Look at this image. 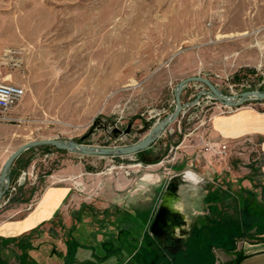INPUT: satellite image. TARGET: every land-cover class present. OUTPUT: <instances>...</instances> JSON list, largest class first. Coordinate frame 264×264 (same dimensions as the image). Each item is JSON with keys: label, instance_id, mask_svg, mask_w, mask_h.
Segmentation results:
<instances>
[{"label": "rangeland", "instance_id": "obj_1", "mask_svg": "<svg viewBox=\"0 0 264 264\" xmlns=\"http://www.w3.org/2000/svg\"><path fill=\"white\" fill-rule=\"evenodd\" d=\"M195 75L235 91L264 89V0H0V81L24 89L10 119L0 122V164L20 144L42 138L91 146L130 144L145 134L140 129L172 109L175 84ZM202 89L189 82L179 99L193 101ZM217 104L200 95L187 107L191 120L183 119V129L192 132L177 145L179 131L171 123L172 149L156 147L146 158L162 151L158 163L143 165L136 154L83 155L38 146L13 161V184L32 187V201L45 188L69 189L68 203L78 208L67 213L59 208L54 218L72 221L82 215L79 221L84 219L83 230L90 233L81 243L86 257L110 240L120 252L114 264L232 262L243 241L264 237V192L251 194L252 179L250 194L229 196L224 160L213 156L207 163L204 128L220 113ZM249 104L264 111V101L243 105ZM127 124L128 134L113 132ZM182 166L202 178L184 195L186 229L201 227L170 255L150 236L148 224L165 181ZM205 204L213 210L205 212ZM190 205L192 211L186 210ZM4 210L0 221L9 215ZM128 213L135 217L134 231L125 236L131 245H123L119 228L112 229L117 237L113 232L111 238H95L103 227L94 229L93 223ZM227 230L230 242L226 237L216 242L213 234L224 236Z\"/></svg>", "mask_w": 264, "mask_h": 264}, {"label": "crops", "instance_id": "obj_2", "mask_svg": "<svg viewBox=\"0 0 264 264\" xmlns=\"http://www.w3.org/2000/svg\"><path fill=\"white\" fill-rule=\"evenodd\" d=\"M252 105H242L229 112L215 114L204 128V136L207 140L217 142V144H227L225 153L218 157L224 160L221 163L224 164L223 167L227 170L226 173L224 172V176L229 185L228 190L225 191L231 197L250 194L248 188L251 187L252 179L256 184L254 183V192L251 194L262 195L264 192V111L258 110ZM183 125V119L171 125L173 131H179L177 145H182L186 140L184 136H189L192 132H184ZM162 136H165V139H161V141L163 140V146L170 145L171 132L168 127ZM213 156L217 157L208 152L205 153L207 163L210 162L209 159ZM184 167L182 166L178 171L184 169ZM14 174H16L15 167L12 165V168H10V185H13ZM17 186L15 185L12 190L7 191L3 196V200L6 199V201L0 205V210L10 211L5 221H0V264H114L117 256L111 252L108 253L107 263L99 259L98 253L94 255L95 252H92V255L89 252L91 255H87V257L84 255L87 248L84 245L85 243H81H83L85 237L87 238L89 231L83 230L84 219L79 221V216L82 215L77 214L76 217L79 219L72 221L65 218L59 221L55 220L54 217L59 208L62 211L65 207L67 213L69 208L76 210L79 206L76 203L71 205L68 203L71 195L69 189L60 187L45 188L33 202L31 196L36 191L30 186L28 190L23 189V186ZM232 186L234 188L237 186V190H234ZM230 188H233L232 191ZM48 191H50L49 194ZM21 204L28 206L19 208ZM204 208L205 212L210 211V208L212 209L206 204ZM22 210L27 212L19 214ZM186 210L192 211V205H190V208L186 207ZM206 214L207 217L209 214ZM153 216L154 211L149 223ZM145 224L144 221L140 228ZM42 226L44 227L42 228ZM132 226V222L126 219L120 221L109 220L102 222V224L100 222L99 224L93 223L94 229L103 227L100 233L98 231L94 233L96 239H98L96 237L98 234L99 236L111 238L113 232L114 237H117L118 231L115 232L112 229L118 228L122 229L121 236H127ZM199 227L201 225L197 226V228ZM55 244H59V246H55ZM71 245H76L72 252L70 251ZM102 245L111 246L112 243L110 240L102 241ZM116 245L114 243V247ZM235 252H237L236 259L231 262L232 264H264V237L243 241L240 248ZM70 259H73V261L68 262Z\"/></svg>", "mask_w": 264, "mask_h": 264}, {"label": "water", "instance_id": "obj_3", "mask_svg": "<svg viewBox=\"0 0 264 264\" xmlns=\"http://www.w3.org/2000/svg\"><path fill=\"white\" fill-rule=\"evenodd\" d=\"M189 82H198L205 89L200 90L195 94L194 100L190 102H181L179 95L182 90ZM173 95V107L158 121L152 123L149 128L146 125L139 130V133L144 132L145 134L137 139L136 141L118 146H91L77 142L73 139H62V138H42L36 140H30L20 144L16 147L9 155L5 157L1 164L0 169V199L4 196L9 188L11 182L10 179V168H12V163L16 158L22 154L25 150L29 148L38 146H50L55 148V150H63L69 152H78L83 155H98V156H124L129 154H136L138 160L141 164H154L160 162L163 156V152L160 151L159 156H154L151 160L146 159L148 156L151 157L152 152L156 147L161 150H166L167 147L162 146V141L160 136L164 133L167 127L175 122L178 118L180 111L183 108H187L194 101L198 99L200 95H208L218 102L229 106V107H239L251 100H261L264 101V89H245L239 93L225 94L223 90L217 88L208 78L200 77L198 75L188 76L186 78L178 81L174 86ZM130 125L127 124L122 130L113 129V132H120L122 134H128ZM91 131V128L88 132ZM87 135L84 134L82 138ZM115 137L117 135H114ZM202 178L199 174L190 168L179 171L178 173L169 176L165 182L164 190H162L161 196L159 198V203L157 204L154 216L149 223V234L158 241L159 237L167 230L183 231V238L189 237L192 230L197 228V226H191V229H186L188 224V219L186 218L187 213L184 209V195L189 189H193L198 186ZM176 216L182 223L178 225H170V218ZM189 230V231H188Z\"/></svg>", "mask_w": 264, "mask_h": 264}, {"label": "built area", "instance_id": "obj_4", "mask_svg": "<svg viewBox=\"0 0 264 264\" xmlns=\"http://www.w3.org/2000/svg\"><path fill=\"white\" fill-rule=\"evenodd\" d=\"M215 85V84H214ZM217 88H219L220 90H223V92H225V94H234V93H239L245 89H250L247 88L246 86H243V90L241 89L240 91H235L234 89H232L231 85H225L226 87H222L221 86H217L215 85ZM23 86L20 84H12V83H5L0 81V122L1 121H7L9 120V114H10V110L12 109V107H14V105L21 100L22 95H23ZM206 98L212 99L214 103H218L216 108L220 113H225V112H229L232 109H234L233 107H229L226 106L220 102H216L214 101L215 99H213L212 97L205 95ZM260 102V101H258ZM186 108H183L179 115H178V121L185 119L186 121H190L191 119L189 118V116L187 115L186 112ZM159 119H157L158 121ZM206 119L200 121L201 124L205 123ZM202 144H204V148L203 150L205 152H208L210 154L221 156L225 153L227 144L226 143H218L217 142H213L210 140H203ZM172 149V146H170V149H168L169 151ZM23 174V173H22ZM15 186V184L10 185L8 190H12L13 187ZM6 201V199L3 200V196L1 197L0 200V205L4 204Z\"/></svg>", "mask_w": 264, "mask_h": 264}, {"label": "flooded vegetation", "instance_id": "obj_5", "mask_svg": "<svg viewBox=\"0 0 264 264\" xmlns=\"http://www.w3.org/2000/svg\"><path fill=\"white\" fill-rule=\"evenodd\" d=\"M182 222L176 218V216H173L170 218V225H178L180 226ZM197 228H194L192 230V233L194 234V231ZM184 230L182 231H174L167 230L165 231L158 239V245L163 251H171L172 253L176 254V251L181 250V248L184 246V242L188 240L189 237L183 238Z\"/></svg>", "mask_w": 264, "mask_h": 264}, {"label": "trees", "instance_id": "obj_6", "mask_svg": "<svg viewBox=\"0 0 264 264\" xmlns=\"http://www.w3.org/2000/svg\"><path fill=\"white\" fill-rule=\"evenodd\" d=\"M41 147H50V146H41ZM50 148H53V147H50ZM55 149V148H54ZM58 151H60V150H58ZM138 158V157H137ZM11 199V198H10ZM9 199V200H10ZM133 218H135V217H132L131 215H130V213H128L127 214V216H125L124 218H118L117 220L118 221H120V220H122V219H126V220H128V221H131L132 222V225H133ZM237 229L239 228V227H236ZM131 229L134 231V225L131 227ZM131 229L128 231V235L127 236H130L131 235V233H130V231H131ZM192 233V232H191ZM190 235H192V234H190ZM224 236H222V234H221V236L220 235H215V234H213V236H214V239H215V241L216 242H220L221 241V239L223 238V237H226V238H228L229 239V242H230V240H231V238H230V236H231V234H230V231L229 230H227L226 231V233L225 234H223ZM126 236V237H127ZM151 236V235H150ZM126 237L124 236V238H121L122 240L121 241H125L124 242V244L123 245H127V243H128V245H131L133 242H131V241H128L127 239H126ZM152 238H153V236H151ZM190 237V236H189ZM153 239H155V238H153ZM127 241V242H126ZM155 241H156V239H155ZM157 243H158V241H156ZM158 245V244H157ZM159 246V245H158ZM76 247V245H71V248H70V251L72 252L73 251V249ZM103 248V250H99L98 249V251L96 252V253H99L98 254V256L100 257L99 259H101V261H104V262H106V259L109 257L108 255V253L109 252H111V253H113L115 256H117L120 252H119V250H118V246H115L114 247V245L112 244L111 246H108V245H105V246H103L102 247ZM72 249V250H71ZM161 249V248H160ZM162 250V249H161ZM163 251V250H162ZM163 252H165V251H163ZM110 253V254H111ZM154 253H158V252H154ZM168 254H170V255H172V254H174V253H172V252H168ZM70 255H71V253H70ZM133 257V256H132ZM71 261H73V259H70V261H68V262H71ZM231 262H227V263H222V264H230Z\"/></svg>", "mask_w": 264, "mask_h": 264}, {"label": "bare ground", "instance_id": "obj_7", "mask_svg": "<svg viewBox=\"0 0 264 264\" xmlns=\"http://www.w3.org/2000/svg\"><path fill=\"white\" fill-rule=\"evenodd\" d=\"M178 118V117H177Z\"/></svg>", "mask_w": 264, "mask_h": 264}]
</instances>
